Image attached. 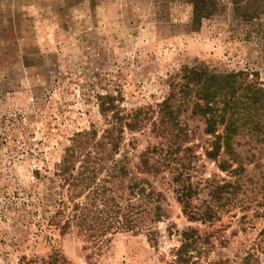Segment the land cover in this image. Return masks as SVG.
<instances>
[{
  "label": "rangeland",
  "instance_id": "1",
  "mask_svg": "<svg viewBox=\"0 0 264 264\" xmlns=\"http://www.w3.org/2000/svg\"><path fill=\"white\" fill-rule=\"evenodd\" d=\"M212 1V15L195 26L188 0H0V264H44L54 253L67 264H177L180 233L188 228L201 237L188 264H264L263 120L236 138L240 180L207 158L213 139L204 120L189 107L181 112L188 137L179 142L184 168L177 171L195 190L192 205L213 209L211 222L182 214L175 167L148 177L164 197L165 214L152 225L151 240L117 231L96 247L75 231L60 235L52 218L58 196L49 179L64 150L76 133L106 127L99 97H114L120 110L156 113L191 68L242 71L264 84V0ZM187 99L193 102L194 92ZM151 128L149 121L133 134L135 149L128 147L139 178L146 177L134 169L139 155L164 141ZM236 180V195L212 198V187Z\"/></svg>",
  "mask_w": 264,
  "mask_h": 264
},
{
  "label": "trees",
  "instance_id": "2",
  "mask_svg": "<svg viewBox=\"0 0 264 264\" xmlns=\"http://www.w3.org/2000/svg\"><path fill=\"white\" fill-rule=\"evenodd\" d=\"M188 1L192 5V24L195 26L214 12L212 0ZM182 73L181 80L185 83L170 85L171 92L156 113L147 108L120 110L114 97L98 98L100 116L106 127L100 132L91 127L88 131L76 133L49 179L51 194L58 196L57 205L54 201V208L58 206V209L52 218L57 222L60 235L75 231L96 247L104 243L101 240H105L107 235L117 231L144 232L151 240L154 234L152 225L165 214L161 205L164 197L148 177L157 178L164 168L175 167L173 171L178 177L174 175L176 178L172 183L177 186L176 200L188 221L205 223L215 218L211 207L206 206L202 210L192 205L195 190L188 181L184 182L181 171H177L178 167L184 168V156H178L179 142L188 137L187 129L179 124L181 112L189 107L191 116L204 120L205 134L213 139L206 153L207 158L218 162L221 172L240 179L244 170L234 149L236 138L247 124L258 128L261 121L264 122V84L249 81L248 74L242 71L213 73L191 68ZM193 92L196 99L192 102L187 97ZM259 112H262L261 117ZM149 121L151 133L164 141L148 147L139 155L134 169L146 176L139 178L130 170L128 147L135 149L137 139L133 134L144 130ZM218 127H222L221 133H217ZM126 134L131 137L125 144ZM186 151L190 152V149L182 152ZM102 173L104 179L99 178ZM240 180L212 187V198L219 202L222 192L236 195V189H241ZM56 185L57 192L54 193ZM62 193L66 196L65 200ZM180 236L181 246L174 255V263L188 264L191 261L190 252L197 250L201 237L192 228L181 232ZM44 264L67 262L54 253Z\"/></svg>",
  "mask_w": 264,
  "mask_h": 264
}]
</instances>
